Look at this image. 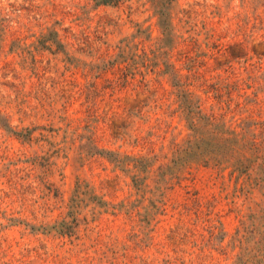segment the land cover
<instances>
[{"label": "rangeland", "instance_id": "374dc122", "mask_svg": "<svg viewBox=\"0 0 264 264\" xmlns=\"http://www.w3.org/2000/svg\"><path fill=\"white\" fill-rule=\"evenodd\" d=\"M160 1L0 0V264H264V189L173 162L182 94L264 123V0Z\"/></svg>", "mask_w": 264, "mask_h": 264}, {"label": "trees", "instance_id": "16d2710c", "mask_svg": "<svg viewBox=\"0 0 264 264\" xmlns=\"http://www.w3.org/2000/svg\"><path fill=\"white\" fill-rule=\"evenodd\" d=\"M102 2L108 3V0ZM154 3L163 31H171L165 5L160 0ZM181 104L191 132L174 153L176 168L184 172L192 164H201L231 169L254 188L264 189V123L255 122L259 129L250 124L238 130L215 114L204 112L190 94H182ZM103 152L119 166L133 162L135 168L142 169L149 163L145 157L121 156L109 150Z\"/></svg>", "mask_w": 264, "mask_h": 264}]
</instances>
